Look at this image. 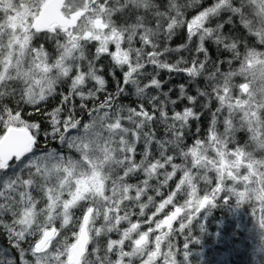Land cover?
I'll list each match as a JSON object with an SVG mask.
<instances>
[{
	"label": "snow or ice",
	"instance_id": "1",
	"mask_svg": "<svg viewBox=\"0 0 264 264\" xmlns=\"http://www.w3.org/2000/svg\"><path fill=\"white\" fill-rule=\"evenodd\" d=\"M233 200L264 227V0H0V264H184Z\"/></svg>",
	"mask_w": 264,
	"mask_h": 264
},
{
	"label": "trees",
	"instance_id": "2",
	"mask_svg": "<svg viewBox=\"0 0 264 264\" xmlns=\"http://www.w3.org/2000/svg\"><path fill=\"white\" fill-rule=\"evenodd\" d=\"M185 41L186 36L181 32L172 46L177 47ZM164 76L167 78L166 73ZM237 82L243 81L238 80ZM181 83H184V77L177 76L172 80L173 85L178 86ZM114 88L115 85L110 83L109 90H114ZM176 93H178V87ZM173 98H175V93ZM57 103L58 99L54 100L51 106H55ZM180 107L178 105V110ZM191 142V140L188 141L189 144ZM51 146L55 147L56 143L53 142ZM173 188L174 184L170 182L169 188L161 191L166 195ZM160 199L157 197L156 202ZM178 200L182 203L183 197H178ZM152 209L153 207L150 206L149 209L145 210L146 216H148V210ZM190 231L194 239L189 244V257L184 261V264H217L218 262H207V259L198 257L202 251L195 252V248L203 249V247L206 256V249L212 247L213 251L209 254L215 255L216 260L220 257L221 264H264V227L259 224L247 203L241 206L233 200L228 205H217L201 210ZM184 242L183 234L177 237L178 244L182 246ZM198 258L202 261L197 260Z\"/></svg>",
	"mask_w": 264,
	"mask_h": 264
},
{
	"label": "rangeland",
	"instance_id": "3",
	"mask_svg": "<svg viewBox=\"0 0 264 264\" xmlns=\"http://www.w3.org/2000/svg\"><path fill=\"white\" fill-rule=\"evenodd\" d=\"M166 196H167V194L165 195V198H166ZM159 202H161V199L159 200V201H157L156 203H159ZM173 209H172V206L171 205H169V206H167L162 212H160V213H158L157 215H156V217H154V220H159V219H164L165 218V216H166V214H169L171 211H172ZM149 211V213H148V216H151V214H152V212L153 211H155V209L153 208L152 210H148ZM154 224V223H153ZM58 226V225H57ZM153 227H154V225H153ZM179 227V221L177 220V221H173V229H177ZM146 228H147V226H144V230H146ZM157 234H159V233H157ZM203 247V246H202ZM207 250V252H206V254H207V256L206 255H204V247H203V249H201V248H199V249H197V248H195V252H199V251H202V252H200L199 254H198V257L199 258H201V259H207V262L208 261H211V262H218L219 264H221V259H220V257H218L217 259L218 260H216V257H215V255H210L209 253H212V251H213V248L212 247H209V248H207L206 249ZM193 252V251H192ZM197 259V260H200V261H202L201 259ZM217 263V264H218ZM223 263V262H222Z\"/></svg>",
	"mask_w": 264,
	"mask_h": 264
}]
</instances>
